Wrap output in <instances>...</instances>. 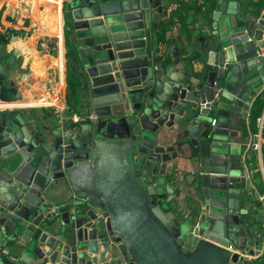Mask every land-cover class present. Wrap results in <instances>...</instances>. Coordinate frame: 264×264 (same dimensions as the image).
Masks as SVG:
<instances>
[{"label":"water","instance_id":"1","mask_svg":"<svg viewBox=\"0 0 264 264\" xmlns=\"http://www.w3.org/2000/svg\"><path fill=\"white\" fill-rule=\"evenodd\" d=\"M239 1L218 0L185 64L153 55L168 0H65L86 103L78 122L0 110V264H264L236 122L264 93V12ZM16 54H0L1 102L21 100Z\"/></svg>","mask_w":264,"mask_h":264},{"label":"crops","instance_id":"2","mask_svg":"<svg viewBox=\"0 0 264 264\" xmlns=\"http://www.w3.org/2000/svg\"><path fill=\"white\" fill-rule=\"evenodd\" d=\"M214 1L216 4L212 15L218 9V0ZM64 2L65 0H0V54L6 60L14 55L15 51L17 53L5 82L9 88L15 90L18 97H21V100L16 102L0 101L1 111L15 110L38 119L52 115L73 118L86 103L82 84L73 71V65L68 61L69 50L66 43L68 19ZM239 3L240 12H253L256 20L264 12V0H240ZM198 7L194 0L183 3L176 11L174 19L170 20L169 24L159 27V31L154 35L156 45L153 50L154 57L160 58L158 55L160 47L166 45L167 54L164 59L160 58L165 62L172 63L174 48L179 49L182 63L189 64L196 58L200 47L199 39L204 36V26L207 21L205 14L197 11ZM193 24L196 32L191 30ZM9 33H12L9 40L1 43L2 36ZM42 41L50 42L49 50L41 49ZM53 88L60 90L59 99L53 98L50 94ZM257 97L253 95L252 100ZM44 100L53 102L56 107L42 106L41 102ZM236 122L241 126L239 131H243L239 142L244 143L246 150L254 134L252 118L243 120L239 117ZM188 156L189 153H180V158L172 163L173 173L178 168L182 177L195 171L187 161ZM250 163L253 165L254 173L253 193L257 200L256 205L253 206L262 208V219H264V200H261V197H264V191H261L264 188L263 152L261 157L258 155L251 157ZM184 197L185 193H181L179 200ZM183 201H187L186 198ZM259 228L264 256V224Z\"/></svg>","mask_w":264,"mask_h":264},{"label":"built area","instance_id":"3","mask_svg":"<svg viewBox=\"0 0 264 264\" xmlns=\"http://www.w3.org/2000/svg\"><path fill=\"white\" fill-rule=\"evenodd\" d=\"M190 1L192 0H168L165 8V17L168 18L169 20H173L176 11L179 10L180 3H188ZM194 1L202 10L206 9V0H194ZM49 44L50 42L48 41H42L40 43V47L42 50L47 51L49 50ZM166 54H167V46L163 45L160 47L158 55L161 59H164ZM50 94L55 99L57 98L59 99L61 96L60 90H57L55 88H53L50 91ZM41 105L44 107H56L53 102L45 101V100L41 102ZM79 119L80 117L78 115L73 116L74 122H78ZM257 127H258V131L252 135L251 142L246 146L245 154L247 155L248 152L254 151L256 155L261 157L264 147V113L261 115V117L258 118ZM263 175H264V168H263ZM261 200H264V197H261Z\"/></svg>","mask_w":264,"mask_h":264},{"label":"trees","instance_id":"4","mask_svg":"<svg viewBox=\"0 0 264 264\" xmlns=\"http://www.w3.org/2000/svg\"><path fill=\"white\" fill-rule=\"evenodd\" d=\"M215 4L216 1H211V0H206V11H202V9L200 7L197 8V11L199 12H203L206 16V20L209 22V20H212V13L213 10L215 8ZM183 5V3H181V6ZM180 6V8H181ZM185 15L187 14V11L185 10ZM210 20V21H211ZM10 35H12V33H9L8 35H4L2 36L1 39V43H4L6 41L9 40ZM67 43V47L69 46L68 40H66ZM264 112V93L258 97V99L256 100V102L254 103V106L252 108V114H251V118H252V129L253 132L256 133L258 131V127H257V120L259 117H261V115ZM263 159H264V147H263ZM261 191H264V188H262Z\"/></svg>","mask_w":264,"mask_h":264},{"label":"flooded vegetation","instance_id":"5","mask_svg":"<svg viewBox=\"0 0 264 264\" xmlns=\"http://www.w3.org/2000/svg\"><path fill=\"white\" fill-rule=\"evenodd\" d=\"M251 114H252V110L250 111V113H249V117L251 118ZM242 133H243V131H242ZM251 152V151H250ZM191 179V178H190ZM192 180V179H191ZM182 212H186L187 211V208L186 207H184L182 210H181Z\"/></svg>","mask_w":264,"mask_h":264},{"label":"rangeland","instance_id":"6","mask_svg":"<svg viewBox=\"0 0 264 264\" xmlns=\"http://www.w3.org/2000/svg\"><path fill=\"white\" fill-rule=\"evenodd\" d=\"M257 198H259V197H257ZM262 224H264V219H263V222H262ZM262 238V237H261ZM263 239V238H262Z\"/></svg>","mask_w":264,"mask_h":264}]
</instances>
